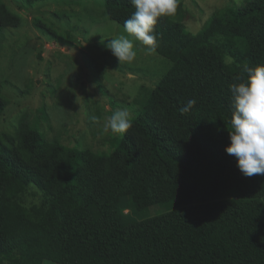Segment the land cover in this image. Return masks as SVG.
I'll list each match as a JSON object with an SVG mask.
<instances>
[{
	"label": "trees",
	"instance_id": "obj_1",
	"mask_svg": "<svg viewBox=\"0 0 264 264\" xmlns=\"http://www.w3.org/2000/svg\"><path fill=\"white\" fill-rule=\"evenodd\" d=\"M20 1L33 8L47 0ZM104 4L107 17L122 27L135 11L130 0ZM190 16L177 0L175 15L155 26V53L166 60V69L111 152L50 139L26 114L0 133L3 201L18 205L26 188L41 185L52 207L70 220L66 237L47 239L46 260L264 264V175H242L236 158L225 152L229 85L245 80L246 68L264 65V0L226 4L197 33L186 25ZM22 24V16L0 0V39ZM3 84L0 80V120L10 104ZM189 99L195 106L181 114ZM223 183L234 197L218 199ZM211 189L216 198L203 201ZM98 203L124 211L122 223L108 224ZM159 206L170 210L158 213ZM3 219L0 215V252L10 241Z\"/></svg>",
	"mask_w": 264,
	"mask_h": 264
},
{
	"label": "rangeland",
	"instance_id": "obj_2",
	"mask_svg": "<svg viewBox=\"0 0 264 264\" xmlns=\"http://www.w3.org/2000/svg\"><path fill=\"white\" fill-rule=\"evenodd\" d=\"M3 1L22 16L23 24L7 29L5 38L0 39V80L10 101L0 120V133L9 131L10 125L26 114L48 138L64 145L97 152L117 148L123 134L104 130L107 117L116 110H127L132 119L137 117L166 69V60L156 53L148 54L146 46L135 41L134 61L119 64L106 45L110 39L124 34V29L107 17L104 0H47L33 8L20 0ZM181 1L191 14L186 25L192 33L200 31L220 7L240 2ZM50 30L58 34L59 40ZM223 184L218 199L234 197L231 186ZM216 193V189L209 190L203 201L216 198ZM2 198L0 194L2 218L11 212L24 213L32 220H26L27 223L38 220L32 226H24L23 233L7 229V235L14 238L13 253L8 254L11 264H28L23 256L27 252L26 242L41 241L44 231L55 237L68 234L69 227L62 233L61 227L69 225L70 220L52 207L47 187L30 185L15 206ZM99 207L108 224L122 223L124 211L106 209L101 204ZM169 210L166 206L157 207L158 213ZM4 256L0 254V258ZM41 262L39 257L34 264ZM43 264L55 263L45 259Z\"/></svg>",
	"mask_w": 264,
	"mask_h": 264
},
{
	"label": "clouds",
	"instance_id": "obj_3",
	"mask_svg": "<svg viewBox=\"0 0 264 264\" xmlns=\"http://www.w3.org/2000/svg\"><path fill=\"white\" fill-rule=\"evenodd\" d=\"M135 11L124 21V34L110 39L106 45L119 64L131 63L136 58L134 42L146 46L153 54L157 46L155 26L160 18L171 17L177 11V0H130ZM131 37V38H130ZM247 77L229 85L232 94V114L229 120L230 143L225 152L236 158L237 167L246 177L264 175V65L245 69ZM196 104L189 99L179 109L188 113ZM96 119V118H94ZM132 126V117L127 110H116L104 124V130L124 134Z\"/></svg>",
	"mask_w": 264,
	"mask_h": 264
},
{
	"label": "crops",
	"instance_id": "obj_4",
	"mask_svg": "<svg viewBox=\"0 0 264 264\" xmlns=\"http://www.w3.org/2000/svg\"><path fill=\"white\" fill-rule=\"evenodd\" d=\"M26 220L32 221L31 218H28L27 216H25L24 213H22V214H15V213L9 212L8 213V217L7 216H4V219H3L4 227L6 229V232H7V229L10 230V231H16V232L19 231V232H22L24 226L25 227L28 226V225L32 226L33 224L36 223V218H34L35 223H33V224L27 223ZM61 228H62V230H61V233H62L65 228L68 229V226L67 225L66 226H62ZM44 234L45 235H43L41 241H37V242L35 241L33 243L26 242L27 252L25 251L24 252L25 254H23V256L26 259L25 262H27L28 264L29 263L30 264H34L35 263V259L36 258H39V257L42 259L41 264H43V261L45 260V257H44L45 244H46L47 239L50 237V235H49L48 232L44 231ZM68 234H69V232H68ZM67 235H65L64 237H66ZM8 238L10 239V241H9V245L7 244L8 245L7 246V249H5L4 251H1L0 252V254L1 253H4L5 254L4 257L0 258V264H11L10 262H12V261H10L8 259V254L9 253H13L12 252V245H13V239L14 238H12V237H8ZM36 243H38V244H37V248L35 249ZM14 245H15V243H14ZM19 245H20V238L18 240V246ZM31 247H33L32 250H31ZM8 260L10 262H8Z\"/></svg>",
	"mask_w": 264,
	"mask_h": 264
}]
</instances>
